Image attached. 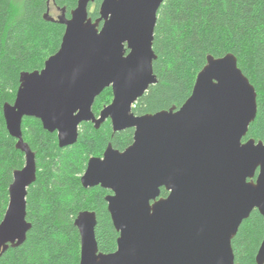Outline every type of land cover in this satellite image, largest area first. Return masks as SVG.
<instances>
[{
	"label": "water",
	"instance_id": "1",
	"mask_svg": "<svg viewBox=\"0 0 264 264\" xmlns=\"http://www.w3.org/2000/svg\"><path fill=\"white\" fill-rule=\"evenodd\" d=\"M79 0L70 18H46L65 27L59 51L42 71L22 73L14 104L3 114L25 166L14 173L0 224V255L20 247L31 229L27 196L37 179L36 156L24 141V118L74 146L80 126L113 132L134 129L124 152L109 144L89 160L83 188L101 187L119 233L117 251L104 254L96 239L95 212H81L75 226L80 264H238L232 242L254 210L264 219V142L243 141L257 117V92L233 54L208 56L190 98L179 109L135 116L133 109L158 80L153 50L158 12L165 0ZM112 89V103L97 118L93 105ZM169 192L160 198L161 189ZM264 264V239L256 256Z\"/></svg>",
	"mask_w": 264,
	"mask_h": 264
},
{
	"label": "trees",
	"instance_id": "2",
	"mask_svg": "<svg viewBox=\"0 0 264 264\" xmlns=\"http://www.w3.org/2000/svg\"><path fill=\"white\" fill-rule=\"evenodd\" d=\"M79 0H0V224L9 205L14 173L25 166V155L8 132L5 104H14L22 73L42 71L62 43L65 27L46 18L50 10L65 11L69 18ZM102 0L90 4L89 15L100 17ZM153 63L158 82L133 109L135 116L179 109L190 98L208 56L233 54L238 67L257 92V117L243 141L264 142V0H165L158 16ZM113 100L112 89L95 101L100 112ZM24 141L36 156L37 179L29 188L27 217L31 229L25 243L10 246L0 264H80L81 240L75 220L81 212H95L99 251H117L115 230L102 188L81 184L88 162L100 157L109 144L124 151L134 141V131L113 133L111 122L100 129L82 124L78 142L59 146L56 133L43 129L34 118H24ZM162 197L168 192L162 190ZM264 239V219L257 210L245 220L232 242L238 264H256Z\"/></svg>",
	"mask_w": 264,
	"mask_h": 264
},
{
	"label": "flooded vegetation",
	"instance_id": "3",
	"mask_svg": "<svg viewBox=\"0 0 264 264\" xmlns=\"http://www.w3.org/2000/svg\"><path fill=\"white\" fill-rule=\"evenodd\" d=\"M89 8H90V7H89ZM50 11H51V10H50ZM58 11H60V10H58ZM63 11H64V10H63ZM64 12H65V11H64ZM50 14H51V13H50ZM61 14H62V13H61ZM65 15H66V14H65ZM51 17L53 18V16H51ZM58 17H59V16H57L56 18L54 17V19H57ZM69 18H70V17H69ZM97 98H98V97H97ZM111 103H112V102H111ZM136 104H137V103H136ZM136 104H135V105H136ZM94 105H95V103H94ZM94 105H93V107H94ZM134 107H135V106H134ZM92 110H93V109H92ZM101 112H102V111H101ZM101 112H100V113H101ZM93 113H94V112H93ZM94 115H95V114H94ZM95 116L98 118V117L100 116V114H99L98 116H97V115H95ZM108 121L111 122L110 120H107L106 122H108ZM106 122H105V123H106ZM88 123H92V122H88ZM105 123H104V124H105ZM83 124H84V123H83ZM92 124H93V123H92ZM93 125H94V124H93ZM81 126H82V125H81ZM81 126H80V128H81ZM111 126H112V124H111ZM94 127H95V126H94ZM95 129H96V128H95ZM99 129H100V128H99ZM97 130H98V129H97ZM112 130H113V128H112ZM127 130H133L134 133H135V130H134V129H127ZM125 131H126V130H125ZM113 133H114V132H113ZM118 133H119V132H118ZM56 135H57V133H56ZM57 138H58V136H57ZM133 142H134V141H133ZM108 146H109V145H108ZM130 146H131V145H130ZM130 146H129V147H130ZM129 147H128V148H129ZM107 148H108V147H107ZM126 149H127V148H126ZM126 149H125V150H126ZM125 150H124V151H125ZM124 151H121V152H124ZM104 153H105V152H104ZM104 153H103V155H104ZM103 155L100 156V157H97V158H102ZM86 169H87V168H86ZM85 172H86V170H85ZM85 172H84V173H85ZM83 175H84V174H83ZM83 175H82V176H83ZM81 178H82V177H81ZM96 188H99V187H96ZM100 188H101V187H100ZM85 189H86V188H85ZM87 189H94V188H87ZM102 189H103V188H102ZM103 190L108 191V194L105 196V201H106V197L109 196V195H112L113 192L110 191V190H106V189H103ZM162 190H165V191H166L165 188H162V189H161V194H162ZM166 192H168V191H166ZM168 195H169V192H168ZM167 197H168V196H167ZM167 197H165V198H167ZM160 198H164V197H162V195H161ZM106 203H107V202H106ZM107 205H108V203H107Z\"/></svg>",
	"mask_w": 264,
	"mask_h": 264
},
{
	"label": "rangeland",
	"instance_id": "4",
	"mask_svg": "<svg viewBox=\"0 0 264 264\" xmlns=\"http://www.w3.org/2000/svg\"><path fill=\"white\" fill-rule=\"evenodd\" d=\"M50 13H51V16H53V18L54 17L56 18L57 16L61 15V12L58 11L57 9H51Z\"/></svg>",
	"mask_w": 264,
	"mask_h": 264
}]
</instances>
